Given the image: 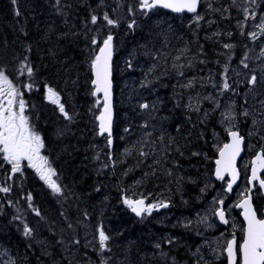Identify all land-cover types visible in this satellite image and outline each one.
<instances>
[{
    "label": "trees",
    "instance_id": "16d2710c",
    "mask_svg": "<svg viewBox=\"0 0 264 264\" xmlns=\"http://www.w3.org/2000/svg\"><path fill=\"white\" fill-rule=\"evenodd\" d=\"M128 1L16 0L13 3V0H0V69L23 93L25 114L42 137L43 155L55 170L53 179L61 187L60 193H54L26 163L22 164L21 172L12 173L11 166L0 160V188L11 189L8 193L0 192V264H175L173 253L182 262L193 249L191 236L198 235V230L183 231L179 225H171L167 216L154 222L147 218V223L140 224L131 218L123 200L129 193V185L136 186L134 194L164 199L174 212H192L199 205L195 182L201 178L205 163L200 155H190L209 151L201 142V134L207 137L214 125L216 111L213 113L209 107L216 109L212 104L205 103L209 105L206 109L198 104L197 119L192 122L193 110L188 108L190 103H186L185 97L197 91L181 85V80L191 81V73L182 70V54H179L183 49L190 58V38L187 43L182 42L190 25H185L180 39L175 25L170 24L174 36L168 40L174 50L165 52L167 49L154 36L152 20L132 13L137 9ZM219 7L227 16L236 15L234 20L239 16L238 0H221ZM105 13L117 24L107 25L103 20ZM92 15L98 17L96 24L91 23ZM119 15L123 17L121 23ZM211 18H218L222 23L216 24L217 28L227 27L222 15ZM133 21V27L129 28ZM109 33L114 37L116 53L113 72L118 65L119 51L133 50V57L143 60L135 58L143 68L134 72L137 82H142L138 84L136 96L140 91L146 92L138 101L124 103L123 115L115 103L114 137L117 141L123 131L120 123H126L128 130H134L136 125L144 138H155L154 143L140 144L127 154L123 163L117 162L112 167L97 156L102 155L101 148L83 150L88 142L103 139L96 130L99 97L92 95L91 60L96 46L91 41L93 37L106 38ZM235 34L231 37L234 45L230 54L239 56L238 52L245 49L244 38L236 31ZM197 35L194 64L204 71L218 57V38L211 33L213 38L205 42L208 37L201 22ZM142 48L149 51L148 55L140 53ZM130 64L127 67H134ZM28 67L33 70L31 76ZM28 84L32 85L31 89H25L24 85ZM48 87L59 94L67 117L59 111V105L47 98ZM144 103L149 105L147 109L140 107ZM158 124H164L160 131L154 128ZM164 133L169 141L163 139ZM123 139L128 140L127 136ZM121 144V141L115 143L116 151ZM165 144L166 158L159 163L155 157L159 149H165ZM134 152L140 159L127 172ZM121 155L117 156L121 159ZM205 165L212 169L213 162ZM26 227L30 229L29 234H25ZM161 227L164 233L172 231L169 238H176L174 245L180 243L175 252L170 251L173 241L167 244L165 235L162 243L155 239ZM100 228L110 237L103 251L99 246ZM158 242L161 246L155 248L153 245ZM141 256H147L146 261Z\"/></svg>",
    "mask_w": 264,
    "mask_h": 264
},
{
    "label": "rangeland",
    "instance_id": "374dc122",
    "mask_svg": "<svg viewBox=\"0 0 264 264\" xmlns=\"http://www.w3.org/2000/svg\"><path fill=\"white\" fill-rule=\"evenodd\" d=\"M202 2L203 5H201L200 10L198 11V15L203 17L201 19L203 20L201 26L205 27V29L210 28V33L216 35L222 52H220V50L216 52L218 57L216 60L212 61V63H208L209 66H207L204 71L194 67L192 72H190V60H188L187 52L182 53V70L187 71L188 74H193H190L192 82L191 86H188L189 82L185 80H181V85H183V88L189 87L193 89V92L194 90L197 91L196 93L185 97L186 103L188 101L190 103L188 108L193 110L192 114L195 112V120L197 119L195 108L198 104L202 105V108L205 109L206 107H209V105L206 106L205 103L212 104L216 109L214 110L213 107H209L213 110V113L216 111L214 125H211L212 127L210 126L211 128L207 132V137H203L205 134H201V142L203 145H207L209 151L201 150L200 152H192L190 156L200 155L205 164L208 161L214 162L216 156L213 154H216L225 143L224 136L228 133V129L232 128V130L241 132V135L246 141L244 156L238 163V168L242 174V183L232 193L228 194L225 192L226 182L215 181L213 178L214 165L212 169H209L208 166L204 164L202 166L201 178L195 182L198 184L197 189L199 194L196 201L199 205L192 212L190 211L189 214H182L179 212L173 215L169 214L167 219L171 221V225L177 224L181 229H184L183 231H186V229H189L190 233L194 232L195 229L199 231L198 235L193 234V236H191L194 237L193 249L188 252V257L186 256L187 258L185 257V259H181L183 260L182 262L178 261L179 264H189V260L191 264H226V256L223 251L224 241L232 238L233 231H235L238 239L242 236L241 229L243 228V224L240 219V210L236 209V205L246 195L247 185L245 179L249 171L250 159L258 151H261L262 146H264V139L261 138L264 137V104H262V102H264V55H261V51L264 49V32L261 31L260 27V25L264 24V0H255V3H253V0H238L239 16L235 20L234 18L236 15L233 14L227 16L228 14L221 10L222 8L220 9L219 6L221 5V0H202ZM128 3L135 7L137 11L140 10L138 0H129ZM135 12L136 11L132 13ZM215 14L222 15L223 18H226L227 27H216V24L222 23H220L218 18H211ZM209 15L211 17H208ZM246 16L248 17L247 19H245ZM122 19L123 17L119 15L118 22L120 21L121 23ZM153 19L154 36L160 40L161 46L164 49H167L165 52H171L174 48L169 44L168 34H170V39L174 35H172L171 30L168 27L160 24L164 22L163 17H156ZM158 20L160 22H157ZM228 20H231L232 24H230ZM183 24L186 25L184 22ZM233 28L244 38L242 45L245 49L238 52L239 56H233V52L230 54V49L234 45V41L231 37L236 35ZM253 32L257 33L256 39H253L250 35ZM175 34L177 35V33ZM181 34L183 35L182 32ZM177 42L178 40L174 43L175 51H177ZM225 45H232V47L226 48ZM119 53L117 59L118 65L116 66V70H114V87L116 90L115 103L120 107L123 115L125 113V109L122 110L123 104L131 100L138 101L146 94V92L140 91V95L136 96L138 84L141 85L142 82H137V78H135L136 74H134V72L137 73L138 71H143V68L141 62L136 61L135 58L142 59L138 56L134 58L133 50H122L119 51ZM140 53L142 55H144V53L148 55L149 51L142 48ZM241 61H244V63H241ZM129 63H131L129 66L134 65V67H127ZM245 63L248 67H244ZM200 72H202L201 76L199 75ZM160 73L162 75L164 72L161 71ZM176 75L179 76V73H176ZM252 75L257 77L255 85L249 84L248 82ZM225 76L227 77V82L230 84L231 89L222 92L221 88ZM134 81H136V83ZM13 84L16 86L15 83ZM25 89L27 88L25 87ZM208 97H210V99ZM154 101L155 100L152 99V102ZM101 108V104H99V112L101 111ZM245 111L248 112L247 116L243 114ZM98 115L99 113L97 116ZM209 116V113H207V117ZM136 124H139V121H137ZM126 125V123L124 125L120 123L121 130L123 131H120L121 135L119 134L120 136L117 141H121L122 146L117 151L115 147L117 138L115 139L114 136H112L113 143L111 147L108 146L107 138L104 137L102 142H88V146L83 150L91 151L95 146L101 148L102 155L97 154V156L100 157V160L103 163H107L112 167V165L117 162L123 163L127 154L133 149H138L140 144H145L149 141L154 143V137L149 139L144 138L139 132L138 127L134 124V130L125 131V129H127ZM233 125L235 127H232ZM163 126L164 124H158L155 125L154 128H158V131H160ZM125 136H127L128 140L123 139ZM163 136L164 138L161 137L164 140L169 141V136L165 133ZM166 147L167 144H165V149L162 148L158 150L155 157L157 162L160 163L166 158ZM119 154H122L121 159L117 156ZM138 159H140V156L134 152L131 157V162L127 164L129 167L127 172L134 167V164H136ZM166 171L169 172L170 167H167ZM130 188L129 185V193L126 197L128 199L138 200L144 198L148 204L153 205L168 202L164 199H147L144 194L139 192L134 194V191L137 189L136 186ZM242 193H244V195H241ZM252 197L254 206L257 205L259 207L260 204H264V198L260 193H253ZM221 199L225 202L223 206L218 203ZM221 207L224 208L226 219L229 221L223 229V226L218 223L216 218L217 215L215 214ZM154 209L159 210L160 208ZM128 210L131 211L129 207ZM158 212H155V214ZM155 214L152 212L151 214L145 213L144 216H141L142 218H139L138 222H141L140 224H145L147 223V218L150 216H153L154 222V218H156L154 217ZM165 218L166 216H163V219ZM163 228L164 227H161L160 231L157 233L155 232L157 235L155 239L160 240L162 243L163 236L165 235L166 243L168 244L173 241L172 245H174L176 238H169L171 233L162 232L161 230ZM185 239L186 238H184V240ZM156 245L161 246L160 242L153 246L156 248ZM178 245L180 244L178 243ZM155 250L156 249L152 250V252ZM150 255L152 256V254ZM142 256L141 259L146 261L147 256L149 255Z\"/></svg>",
    "mask_w": 264,
    "mask_h": 264
},
{
    "label": "snow or ice",
    "instance_id": "6c2138e0",
    "mask_svg": "<svg viewBox=\"0 0 264 264\" xmlns=\"http://www.w3.org/2000/svg\"><path fill=\"white\" fill-rule=\"evenodd\" d=\"M16 0H13L15 3ZM139 9L146 15L148 12L156 8L170 9L173 12L181 13H197L200 0H138ZM255 3V0H253ZM132 12V9H129ZM247 12V10L245 9ZM248 17L246 16L245 19ZM202 19L197 15L196 20ZM103 20L107 25H116L117 21L109 18L108 14L103 15ZM98 17L91 16V23L96 24ZM135 21L129 24V28L133 27ZM261 31L264 32V24L260 25ZM253 39L257 38V33L250 34ZM113 35L109 33L106 38H92V44L96 46V54L91 60V70L94 75L92 84L94 85L93 96L103 94V106L99 115L96 116L98 124V134L107 138L108 146L113 143V106H112V57H113ZM226 48L232 45H225ZM264 55V49L261 51ZM244 63V61H241ZM244 67H248L245 63ZM32 68L28 67L29 76L32 75ZM227 71V70H226ZM249 84L255 85L257 77L252 75L249 79ZM191 81L189 85L191 86ZM31 89L32 85L25 86ZM231 86L227 82L225 76L221 91L230 90ZM47 98L53 103L59 105V111L65 117L68 113L65 111L64 105L60 102L59 94L51 87L47 88ZM210 99V97H208ZM97 105L100 100H97ZM264 104V102H262ZM142 109H147L149 105L144 103L140 105ZM26 104L23 99V93L20 89L14 86L13 81L9 78L3 69H0V160L11 166L12 173L22 171V162L27 161V167L35 169L41 180L45 181L54 193H60L61 187L56 183L53 177L56 175L55 170L49 164L47 157L41 155V150L44 148V142L41 135L29 123V118L25 114ZM244 115H248L245 111ZM255 123V121H254ZM147 126L146 124L144 125ZM232 127H235L234 125ZM128 131V129H125ZM228 134L231 138L230 143H226L219 149V159L216 160L215 175L219 180H225V174L230 177L226 181V192L233 191V185L236 184L239 178L237 169V157L242 151L244 138L238 131L228 129ZM150 135V134H149ZM264 139V137H261ZM145 155V153H141ZM264 170V146L261 151L256 153L255 159L251 161V175L249 184L258 182L260 188L264 189V178H261L260 172ZM253 186H255L253 184ZM10 187L0 188V192H10ZM203 191V190H202ZM247 195L240 200L236 207L243 210L244 227L241 229L242 236L238 239L235 231L232 233V238L224 241L223 251L227 254V264H264V216L259 215L258 210L253 207L251 200V188L246 190ZM241 195H244L242 193ZM31 197L29 196V199ZM123 203L127 205L133 213L141 216L144 213L151 214L154 208L167 207V204H145V199L132 200L125 198ZM218 203L223 206L224 200H219ZM219 220L224 224H228L225 210L219 208L216 213ZM39 215V212H37ZM71 227V225H69ZM235 227V226H234ZM30 229L25 228V234H29ZM99 246L103 251L107 248V241L110 237L106 235L102 228L98 229ZM79 243V241H76ZM159 247V245H157Z\"/></svg>",
    "mask_w": 264,
    "mask_h": 264
},
{
    "label": "flooded vegetation",
    "instance_id": "af4514ba",
    "mask_svg": "<svg viewBox=\"0 0 264 264\" xmlns=\"http://www.w3.org/2000/svg\"><path fill=\"white\" fill-rule=\"evenodd\" d=\"M138 14H144V13L140 10V11H138ZM148 14H149L150 17H153V18H156V17L161 18V17H163L164 18V22H162L160 24L165 25L170 30H171L170 23L172 21H174L175 22V28H176L177 33L180 35V37H179L180 39H182L181 31L185 29V25L183 24V22L185 24H189L190 25L189 26V33H188V35L186 33L183 36L184 37V40L182 42L183 43H187L188 38H190V41H191V49H189L190 58L188 60H190V67H191V70H193V68L195 67L194 66L195 65L194 62L197 59V41H199L198 40V35H197V23H198V21L196 20V15L189 16V15L184 14V13H182V14H172V13H167V12L160 11V10H156V9H153L152 11L148 12L146 15H148ZM152 22L154 23V19L152 20ZM157 22H160V21L158 20ZM210 32L211 31L209 30V28L206 29V33H207V37L208 38L205 40V42H207L211 38H213L212 37L213 35H210L211 34ZM168 36L170 38V34H168ZM182 45H185V44H182ZM186 46H188V45H186ZM184 52H185V50L181 49L180 52H179V54L181 55ZM194 114H195V112H193V114H192V122L195 120ZM42 151H43V149L41 150V155H43V152ZM26 162L27 161H24V163H26ZM33 171H35V169H33ZM36 174H38V173L36 172ZM263 178H264V175H263ZM257 193H260L262 195L261 192H257ZM263 198H264V196H263ZM256 207H257V210H258L259 215L262 216V211L264 210V204H262V205L260 204L259 205V207L261 208V210H260V208L257 205H256ZM165 210H166V212H165ZM158 211H161V212H158ZM155 212H158V213L155 214ZM152 213H154L155 216L161 217V216H168L169 214L170 215H173V214L178 213V212H174L170 208V206L168 205L167 207H163V208L160 207L159 210L154 209L152 211ZM150 217H152V216H150ZM131 218H132V216H131ZM223 228L224 227H222V229ZM170 233L172 235V231H170ZM179 246L180 245H178V243H176L172 247V249H170V251L175 252ZM171 257H172V259H173V261H174L175 264H179L177 259H180V258L176 257L174 253H173V256H171Z\"/></svg>",
    "mask_w": 264,
    "mask_h": 264
},
{
    "label": "water",
    "instance_id": "95a60500",
    "mask_svg": "<svg viewBox=\"0 0 264 264\" xmlns=\"http://www.w3.org/2000/svg\"><path fill=\"white\" fill-rule=\"evenodd\" d=\"M200 7H201V0H200V3H199V5H198V9H197V12L200 10ZM158 9H160V10H163V11H167V12H172V13H176V12H173L172 10H170V9H163V8H158ZM186 13H188L187 11H185ZM182 13V12H181ZM188 14H194V13H188ZM113 58H114V52H113V57H112V62H113ZM91 72H92V70H91ZM94 79V75H93V73H92V80ZM91 85H92V87L94 88V85L92 84V82H91ZM112 85H113V73H112ZM97 96H100V101H101V105L103 106V94L101 93V94H98ZM112 106H113V124H114V119H115V112H114V92H113V86H112ZM101 110H102V108H101ZM98 122V121H97ZM98 124H99V122H98ZM237 131V130H236ZM239 132V131H238ZM113 134V133H112ZM239 134L241 135V133L239 132ZM101 136V135H100ZM106 136V135H105ZM242 136V135H241ZM243 137V136H242ZM244 138V137H243ZM231 142V138H230V136H229V134L227 133V142L226 143H230ZM244 142H245V139H244ZM226 143H224V144H226ZM223 144V145H224ZM223 147V146H222ZM221 147V148H222ZM243 155H244V143H243V145H242V151H241V153H240V155L237 157V169H238V171H239V173H240V175H239V178L237 179V182H236V184H234L233 185V190L236 188V187H238L241 183H242V174H241V172H240V170H239V168H238V163H239V161L242 159V157H243ZM220 157H219V151L217 152V154H216V158L214 159V162H213V165H214V167H213V178H214V180L215 181H228V180H230V177L227 175V174H225V180H219V179H217V177H216V175H215V170H216V160L217 159H219ZM253 159H255V156L251 159V161L253 160ZM251 161H250V167H249V171H248V174H247V177H246V179H245V182H246V185H247V189L248 188H251V200H252V204H253V207L255 208V206H254V203H253V197H252V194H253V192L255 191V188H258V189H260V191H261V193H262V195L264 196V189H262V188H260V186H259V184H258V182H253V184L255 185V186H253V184H249V177H250V175H251ZM264 172V170H262L261 172H260V176L262 175V173ZM227 186V185H226ZM225 190H226V188H225ZM226 192V191H225ZM226 193H228V192H226ZM231 193V192H230ZM230 193H228V194H230ZM246 195H247V192H246ZM245 195V196H246ZM245 196L242 198V199H244L245 198ZM241 199V200H242ZM239 203V202H238ZM237 203V204H238ZM145 204H146V202H145ZM147 205V204H146ZM236 209H238V210H240V219H241V222L243 223V226H244V224H245V222H244V218H243V210L242 209H240V208H238V207H236ZM256 209V208H255ZM133 213V212H132ZM134 214V216L135 217H139V216H137L135 213H133ZM262 216H264V210L262 211ZM216 218H217V221H218V223L220 224V225H222V226H225V225H227V224H224L223 222H221L220 220H219V217H218V215L216 216ZM225 256H226V264H227V254H226V252H225Z\"/></svg>",
    "mask_w": 264,
    "mask_h": 264
},
{
    "label": "bare ground",
    "instance_id": "6f19581e",
    "mask_svg": "<svg viewBox=\"0 0 264 264\" xmlns=\"http://www.w3.org/2000/svg\"><path fill=\"white\" fill-rule=\"evenodd\" d=\"M134 47H135V45H134ZM134 47H133V48H134ZM131 48H132V47H131ZM129 60H130V59H129ZM194 66H195V65H194ZM169 79H170V78H169ZM167 81H168V80H167ZM167 84H168V83H167ZM167 84H165V85H167ZM175 84H176V83H175ZM153 92H154V91H153ZM169 92H170V91H169ZM165 123H166V122H165ZM240 133H241V132H240ZM120 135H121V134H120ZM193 203H194V202H193Z\"/></svg>",
    "mask_w": 264,
    "mask_h": 264
}]
</instances>
